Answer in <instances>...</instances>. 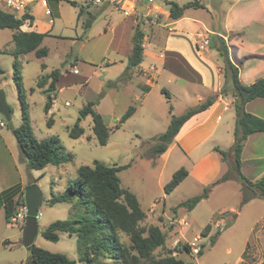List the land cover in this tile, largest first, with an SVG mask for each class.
Instances as JSON below:
<instances>
[{
	"label": "crops",
	"instance_id": "0c3cea01",
	"mask_svg": "<svg viewBox=\"0 0 264 264\" xmlns=\"http://www.w3.org/2000/svg\"><path fill=\"white\" fill-rule=\"evenodd\" d=\"M21 1L24 2L26 9L22 14L15 15L21 18L24 14H28L33 18L32 22L27 21L21 27L23 32H35L50 36L52 32L58 29L56 20L65 22L63 25L65 27L61 28L62 31L72 23V18L64 21V13L60 9L61 3L55 5L54 1L56 0L52 2L50 0ZM62 1L70 5V2H77L76 0ZM77 3L79 5L87 4L85 0ZM127 4L128 10L134 9V14L125 16L127 18L134 16V19L127 23V29L117 31L118 28L113 27L110 31L100 33L97 39L90 37L91 33L88 31L89 37L81 46V48H85L87 45H91L82 58L85 64L82 69L83 75L80 78L77 77L79 76L78 72L75 73L77 70L73 71L74 66L67 63L65 69L70 72L66 74L61 72L55 92L59 94L66 92L67 88L62 86V82L69 86L81 83L83 90H86L87 94L92 97V101L102 97L96 107H100L106 100V96H102L101 92L104 88L106 93L110 94L112 90H115L116 97L124 98L125 105L122 108L121 117L129 107L134 106L136 108L135 113L122 124L120 129L128 127L132 129L137 137L135 146L139 144L146 146L149 153L146 157L153 162L154 166L155 160L160 164L157 177L159 191L152 195L150 192L145 193L136 190L130 183L124 185L121 174L128 172L137 165V162L132 159L135 156L133 153H128L127 161L118 165H130L128 169L119 174L122 187L137 197L142 210L147 213V221L152 222L164 233L165 230H170L169 235L173 241L170 250L176 249L183 242L184 244L190 242L186 236L189 234L188 230L191 226L199 232L198 236L203 235V230L210 226L206 239L211 243V238L219 234L213 224L220 223L226 226V214L233 216L234 223H237L242 216V211H237L242 195L240 182L229 180L217 185L211 190L208 198L202 200L190 212L185 208H179V205L202 194L206 187L216 182L229 170L235 154L233 150L236 122L235 100L232 95L220 96L207 111L197 114L186 122L167 151L156 158L151 155L152 143L149 142L155 137V107L147 102L154 91L155 82L163 74L173 84L174 90L169 92L171 101L179 98L182 100L183 114L210 96L218 94L225 80L223 60L219 52L211 46V43L218 38H222L227 45L232 63L239 68V78L243 85L249 86L264 78V0H216L212 11L201 2L205 7L204 9H188L179 20H172L169 17L170 12L166 13L162 7H154L155 10L142 7L140 0H128ZM94 7L98 6H92L90 10L93 13H95L94 9H97ZM108 7L103 6V9ZM137 7L140 10H146L144 16L138 17L136 15ZM0 8L10 13L3 7L0 6ZM75 9L77 26L80 24L83 28V19L78 20V8L75 7ZM201 11L206 12L207 18L199 13ZM148 12L167 17V21L160 22L156 26L161 27L163 31H154V28L152 31L143 29L145 33L143 62L132 71L130 80L119 82V78L128 66L135 27L138 22L142 21V18L147 17ZM8 30L10 29H0L1 88L4 86V80L13 79L14 56L10 52L14 49L13 35L15 32L11 30V33H6ZM60 38L62 39V37ZM205 39H208V45H202ZM30 54H34L36 57L35 52H31L21 55L20 61L21 58H26ZM103 57H108V60H104L105 62L100 67L94 66V63ZM76 61H79L78 58ZM46 69L47 66L43 64L42 70L45 71ZM50 73L41 74L38 76V81L41 76ZM22 75L24 80L25 68L23 64ZM95 76L100 81L99 88L96 90L89 88L90 82ZM47 88L48 85L40 89H43L45 94L43 100L45 105L49 95H52V101L56 99L48 113L53 115L58 107V98L55 96V92H49ZM193 97L197 100L195 106L192 105ZM109 104L113 110L116 102L109 101ZM95 109L103 116L106 123L105 114L97 108ZM174 111L175 105L173 104L171 115L174 114ZM246 111L264 119V99L259 98L249 102L246 105ZM2 128L0 127V214L3 217L0 219V243L6 249L14 250L23 245L24 229L20 224L6 221L4 206L9 200L20 201L29 184L24 179L23 169L20 168L19 161L23 162L26 170L28 169L22 160L18 143L14 141L16 138L12 130L9 129L11 131L6 133ZM215 149L227 152L229 156L227 162H223L222 156ZM241 161L242 173L249 180L255 182L264 177V132L253 134L244 142ZM181 168L188 171V177L173 192L166 194L165 185L171 181L173 174ZM167 173L169 176L163 180ZM260 201L263 202V199L255 198L242 208L252 219L249 235L253 234L256 229L262 230V232L257 233L258 235L259 233L264 234V203H260ZM182 210L187 212L189 217L180 218V211ZM168 212L171 214L169 215ZM186 219L188 220L187 226L180 227L177 224L175 227H177L178 232L173 230L174 223H181ZM168 223L169 227L165 228L164 226H167ZM260 243V237H257L254 243L251 238H247L245 240L246 249L242 258L238 259L237 264H264V250ZM179 255L182 259L183 254L174 253V256ZM23 263L24 261H21L19 264ZM0 264L16 263L10 260H0Z\"/></svg>",
	"mask_w": 264,
	"mask_h": 264
},
{
	"label": "trees",
	"instance_id": "16d2710c",
	"mask_svg": "<svg viewBox=\"0 0 264 264\" xmlns=\"http://www.w3.org/2000/svg\"><path fill=\"white\" fill-rule=\"evenodd\" d=\"M72 6L78 8V20L83 19V29L85 34L90 30L97 14L90 9L91 4L79 5L77 2H70ZM169 6V17L172 20H179L188 9H204V5L199 0H194L188 4L180 6L172 1H165ZM103 9V6L94 7ZM32 22L33 18L24 14L18 18L15 14L7 13L0 8V29H10L14 31V49L10 52L14 56L13 80L18 90V98L21 105L22 123L20 127L12 129L17 140L22 160L29 170H44L48 166H61L73 162L75 155L67 152L61 145L57 137L39 140L33 131L29 114V105L26 100L23 86L22 63L20 56L35 52L38 59L49 55L47 48L41 47L48 34L35 32H23L21 27L25 22ZM143 20L138 22L132 38V50L128 58V66L119 82L131 79L132 71L143 62V40L145 33L142 26ZM212 48L219 52L223 60L224 84L220 92L210 96L199 105L188 109L184 114L171 116L167 130L152 139L151 155L153 158L165 153L181 128L191 118L207 111L213 106L220 96L232 95L234 98V108L236 113L235 122V154L230 163L229 170L216 182L206 187L202 194L194 196L179 205L192 211L202 201L208 198L211 190L217 185L229 180H237L242 185V206L255 198L264 200V177L253 182L242 173V151L244 142L253 134L264 132V119L257 117L246 111V105L259 98L264 99V78L256 81L252 85H243L239 78V68L235 66L229 56V50L222 38H218L211 43ZM6 52V51H5ZM4 53V52H3ZM44 68V67H43ZM1 72V71H0ZM61 70H53L50 74L43 75L37 82L38 88L48 85L47 91L55 92L56 84L59 81ZM170 101L171 95L163 90ZM52 95L45 105V112L48 114L52 105ZM101 97L88 102L79 112L80 120L87 117L92 118V130L100 146H106L109 142L111 130L105 123L102 115L96 111ZM136 108L131 106L121 117L116 129H120L134 113ZM172 113V105L169 107ZM51 124V121H49ZM69 137L77 140L85 134L80 123L75 124L68 130ZM222 156L223 162H227L229 156L227 152L215 149ZM130 165L109 166L103 162L95 161L93 166H80L77 170V179L68 185L64 193L55 195L52 193L49 204L68 203L71 205V218L65 221H55L51 223L43 232L42 236L51 242H58L60 234L76 236L78 242L79 261L83 264H95L101 257L109 256L116 262L122 264H185L183 259L174 256V253H181L178 249L168 250L166 256L157 258L154 252L166 247L167 236L157 226H141L147 219V213L142 210L137 197L129 190L122 187L120 173L128 169ZM189 173L185 168H181L173 174L169 183L164 187L166 194L173 192L179 184L188 177ZM36 184L31 181L27 187ZM21 202H25L24 193L21 200L14 202L9 200L5 206V219L10 222L17 213V207ZM25 226H23V229ZM210 231L207 226L202 234L206 236ZM126 235L130 241L131 249H127L119 239L118 233ZM220 234V233H219ZM217 234V235H219ZM214 238H211V245ZM185 251L189 252L190 247L184 245ZM29 258L23 264H75L64 254H55L45 251L35 244L28 248ZM134 252L132 254L131 252ZM202 250L199 256L204 254ZM190 264V263H187Z\"/></svg>",
	"mask_w": 264,
	"mask_h": 264
},
{
	"label": "rangeland",
	"instance_id": "374dc122",
	"mask_svg": "<svg viewBox=\"0 0 264 264\" xmlns=\"http://www.w3.org/2000/svg\"><path fill=\"white\" fill-rule=\"evenodd\" d=\"M51 2L54 0H50ZM56 0L55 5L61 3L60 9L64 13V21L72 18L71 25L66 26L62 29L65 22L56 20V31L52 32L49 37H47L42 47L49 50V56L45 59H38L34 54L26 56V58H21L23 67L25 68V78L23 80L25 95L27 97V102L29 104V113L32 121V127L35 135L38 139H48L50 137H57L60 140L61 145L65 148L67 152H71L75 155L73 162L67 163L63 166H48L44 170H26V166L23 162L19 161L20 168L23 169V176L26 182L35 181L39 186L42 194L44 203L39 209L41 215L38 217V234L35 239V245L45 251L55 254H64L69 259L75 261V264H83L79 261L78 253V242L76 236H69L68 234H60V240L58 242H51L46 240L42 236V232L55 221H65L71 218L70 208L71 205L68 203H60L51 205L48 200L51 198L52 193L55 195H61L64 193L68 185L75 182L77 179V170L80 166H93L95 161L103 162L109 166L121 165L127 161L128 153H133L135 156L132 159L137 162V165L121 174L124 185L130 183L133 188L139 191H144L145 193H152L154 195L159 191L157 186L158 168L159 163L155 160V166L153 162L146 156L149 154L147 152L146 146L139 144L136 145L137 137L132 129L124 128L117 130L116 124L119 123L122 115V108L125 105L124 98L121 96L116 97V91L112 90L110 94L105 92L103 89L102 96H106L105 102L101 104L100 107H96L100 112L105 114L106 123L111 129L109 142L106 146H100L97 139L94 136L92 126V118L87 117L80 120L79 112L80 110L90 101V97L86 90H83V85L81 83H75L73 85H66L62 82V86H66L67 90L65 93L59 94L55 92V96L58 98V107L53 115L47 114L45 112V94L43 89L38 88V76L41 74L50 73L52 70L60 69L63 74H66L67 63L72 64L74 70H77L79 76L81 77L82 69L85 64L82 61L84 54L91 45H87L85 48H81L82 44L89 37V35L83 30L81 25L77 26L76 9L69 3ZM77 2H84V0H76ZM165 1H172L180 6L193 2L194 0H140L141 6L146 8L162 7L166 13L169 11V6ZM207 6V8L212 11L213 5L216 0H199ZM155 10V9H154ZM144 10L136 8V15L144 16ZM97 13V19L93 24L90 31V37L97 39L100 33L103 31H110L111 28L116 27L117 31H125L127 29V23L134 19L133 17H125L124 13L114 6L104 8L98 11L94 9ZM155 12V11H154ZM152 12L150 16L142 18L143 23L141 26L142 30L145 31H163L161 27H156L158 23H164L167 21L165 15H158L156 18L155 13ZM112 13V14H111ZM202 15L207 18L206 12L201 11ZM219 21V18H218ZM73 24V26H72ZM62 32V33H61ZM6 33H11V30L6 31ZM147 34H149L147 32ZM92 35V36H91ZM62 37V39L60 38ZM78 58L79 61H76ZM108 60V57L100 58L94 63V66H102ZM45 64L47 69L42 70V65ZM73 73V72H72ZM74 75V74H72ZM4 86L2 89L5 91L7 102L13 113V125L14 128L20 127L22 123L21 118V105L18 98V90L15 86L14 80L8 78L7 81H3ZM100 81L98 78L93 77L90 82L89 88H94L95 90L99 88ZM34 89V92H32ZM166 90L171 93L173 89V84L168 81L166 75L163 74L159 80L155 82V88L153 93L149 96L147 103L152 104L155 107V136L164 133L170 123L171 113L169 111L170 105H175V116L183 114V106H181L182 100L179 99H167L166 95L163 93ZM102 98V97H101ZM117 98V99H116ZM109 101L116 102L113 110L109 104ZM68 102V105H67ZM197 100L193 97L192 105L195 106ZM0 120L3 117L0 115ZM51 121V124H49ZM80 123L84 128L85 134L80 139L74 140L69 137L68 130L72 128L75 124ZM3 131L10 132L8 125L2 128ZM14 141L17 142L15 139ZM137 154V156H136ZM169 176V173L165 175L163 180ZM243 194L241 195V202L237 211H242V216L237 223H234L233 216L231 214L225 215V220L227 221L226 227L223 231L219 232V235L214 237V244L209 243L202 256H193L191 253L185 251L183 246L184 242L177 246L182 255V259L190 264H237L238 259L242 258L243 253L246 249L245 240L251 238V241L256 242V238L260 237V244L264 250V234L260 229H256L251 235L250 227L252 224V219L249 218L246 210H242L245 206H242ZM47 202V203H45ZM260 203H264L260 201ZM170 215L171 213L168 212ZM235 214V213H234ZM187 216L189 214L184 210L180 211V218ZM3 217L0 214V219ZM178 223H174V231L178 232ZM141 226H154V224L147 219L141 223ZM169 227V223L167 226ZM260 230V231H259ZM16 231V230H15ZM170 231V230H169ZM169 231L165 230L167 236V247L160 248L154 252L155 257L160 258L166 256L168 250L173 243L172 238L169 235ZM189 234L186 236L187 240L193 241L195 236L199 235V232L195 227L189 228ZM119 239L122 244L127 248L131 249V244L126 235L119 232ZM134 254V252H131ZM178 257H181L180 255ZM29 258V251L24 245L14 249L8 250L0 243V260H10L16 264L21 261H26ZM246 258V256H245ZM95 264H122L116 262L109 256L101 257L95 261Z\"/></svg>",
	"mask_w": 264,
	"mask_h": 264
},
{
	"label": "built area",
	"instance_id": "2783aa9c",
	"mask_svg": "<svg viewBox=\"0 0 264 264\" xmlns=\"http://www.w3.org/2000/svg\"><path fill=\"white\" fill-rule=\"evenodd\" d=\"M87 4H91L92 6H104L105 3H109V5L114 6L116 9H119L124 13L125 16H129L131 14H134V9L128 10V0H85ZM0 6L3 7L5 10L9 11L13 14H22L25 11V4L21 0H0ZM151 10V9H150ZM149 10V11H150ZM147 14V13H146ZM152 12H148L147 16H150ZM156 18L158 17V14L154 15ZM208 39H205L203 41L202 45H208ZM78 71H75L77 73ZM56 99L52 101V103H55ZM68 105V103H67ZM7 125L6 120L3 118V120H0V127H5ZM27 208L25 202H21L17 207V213L16 215L11 219L12 223L20 224L22 226H25L26 218H27ZM40 212L38 213V217L40 216ZM180 227H185L188 225V220H183L181 223H178ZM213 226L216 227V229L221 232L225 229L224 224L215 223ZM207 236H198L193 239V241L186 243L190 247V250L188 253H191L193 256H197L200 254L202 250H205L206 246L209 244L208 240L206 239ZM209 239V238H208Z\"/></svg>",
	"mask_w": 264,
	"mask_h": 264
},
{
	"label": "water",
	"instance_id": "95a60500",
	"mask_svg": "<svg viewBox=\"0 0 264 264\" xmlns=\"http://www.w3.org/2000/svg\"><path fill=\"white\" fill-rule=\"evenodd\" d=\"M109 3H105L104 7H108ZM0 115L6 120L9 129H14L13 113L7 102L5 91L0 87ZM236 144L233 146L235 151ZM25 204L27 208V218L23 234V245L29 248L35 244L38 234V213L44 203L43 194L37 184L26 188L24 194ZM187 264V263H185Z\"/></svg>",
	"mask_w": 264,
	"mask_h": 264
}]
</instances>
